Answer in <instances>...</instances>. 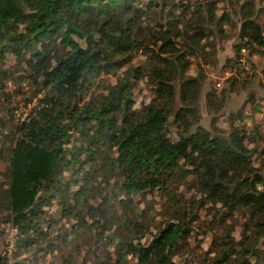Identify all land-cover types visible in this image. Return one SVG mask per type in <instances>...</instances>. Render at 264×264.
Instances as JSON below:
<instances>
[{"label":"trees","instance_id":"1","mask_svg":"<svg viewBox=\"0 0 264 264\" xmlns=\"http://www.w3.org/2000/svg\"><path fill=\"white\" fill-rule=\"evenodd\" d=\"M162 1L0 0V77L9 75L2 67L11 55L27 69L24 80L44 94L40 109L19 127L1 191L19 234H41L34 224L43 201L40 193L53 198L55 190L75 186L66 197L78 203L85 191L79 182L93 174L113 182L112 194L123 209L127 198L146 192L171 194L174 184L190 177L205 201L228 214L247 209L264 215V171L250 167L253 151L246 145L245 130H192L199 118L202 78L187 76L188 56H203V42L210 37L207 27L222 30L229 15L218 16L213 0ZM156 8V17L150 19ZM238 14L235 53H262L264 30L255 22L251 0L242 2ZM139 51L148 56L147 78L154 86L149 104L134 109L131 80L140 75L138 67L125 71V84L80 104L86 82L109 69L122 70ZM175 80L177 88L170 84ZM212 96L207 95L208 103ZM169 122L176 129L175 140L168 136ZM72 136L89 138L90 143L67 149ZM65 172L70 173L66 182ZM57 178L62 182L56 183ZM135 215L133 210L124 214L130 228L139 227ZM188 234L185 223L170 222L148 244L132 234L130 241L111 235L114 264H125L128 258L134 264H174L173 251Z\"/></svg>","mask_w":264,"mask_h":264},{"label":"rangeland","instance_id":"2","mask_svg":"<svg viewBox=\"0 0 264 264\" xmlns=\"http://www.w3.org/2000/svg\"><path fill=\"white\" fill-rule=\"evenodd\" d=\"M152 2L162 5L163 1ZM213 2L219 9L218 16L222 13L229 15V23L223 25L222 30L212 25L207 27L210 37L203 42L206 46L203 56L193 53L188 56L187 76L202 78L199 118L192 130L201 127L209 132L217 129L226 133L235 127L244 129L248 138L246 145L253 151L250 167L262 172L264 49L256 54L242 49L237 56L235 47L241 25L238 12L244 0ZM251 4L255 10V22L264 30V0H251ZM157 11L156 8L155 14L151 13L150 19L156 17ZM159 21L163 23L165 18ZM147 62L148 56L139 51L128 57L122 70L114 72L109 69L106 74L101 73L89 80L83 88L80 104L125 84L128 73L125 71L137 67L141 73L137 79L131 80L134 109L149 104L155 94L154 86L147 78ZM5 64L2 68L9 70V75L0 77V261L7 264H114L116 248L111 235L130 241L132 234L140 243L148 244L168 223L177 222L185 223L189 234L173 251L174 264H264V215L253 214L247 209L228 214L219 205L205 201L190 177L184 184H174L171 194L146 192L127 198L124 210L112 194L113 182H104L103 178L93 174L91 180L86 178L79 182L85 191L78 203H74L70 196L66 197L67 193L72 194L77 189L75 186L61 187L65 189L63 192L55 190L53 198L40 193L43 201L36 208L34 224L41 234H19L2 204L1 191L7 184L8 157L19 127L34 115L35 109H40L38 100L44 94L32 82L24 80L27 69L18 65L11 55L7 56ZM170 84L178 87L177 80ZM208 94L213 95L212 103L207 101ZM178 108L177 105L175 110ZM170 119L172 121V117ZM168 133L171 140L176 139V129L171 122ZM89 143V138L81 140L72 136L66 146L67 149L72 146L85 148ZM101 151L105 154L106 149ZM80 160L87 161L85 152ZM64 176V182L70 179V173L65 172ZM59 182H62L61 178L56 179V183ZM132 210L136 212L137 228H130L124 217ZM22 239L30 242L29 245L22 243ZM125 264L134 262L128 258Z\"/></svg>","mask_w":264,"mask_h":264}]
</instances>
